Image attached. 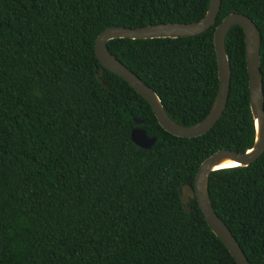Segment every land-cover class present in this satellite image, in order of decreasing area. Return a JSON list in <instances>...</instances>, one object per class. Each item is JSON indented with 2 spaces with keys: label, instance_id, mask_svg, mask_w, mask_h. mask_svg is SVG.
<instances>
[{
  "label": "trees",
  "instance_id": "16d2710c",
  "mask_svg": "<svg viewBox=\"0 0 264 264\" xmlns=\"http://www.w3.org/2000/svg\"><path fill=\"white\" fill-rule=\"evenodd\" d=\"M207 5L0 0V264H236L195 197L186 212L179 193L205 157L253 143L241 27L231 25L223 41L225 107L204 134L188 138L161 128L147 101L93 51L108 26L194 22ZM230 12L258 29L264 110V0H220L214 23L199 34L106 46L171 120L192 125L216 94L212 33ZM135 127L155 138L150 147L130 140ZM207 189L249 264H264V150L246 166L210 171Z\"/></svg>",
  "mask_w": 264,
  "mask_h": 264
},
{
  "label": "water",
  "instance_id": "95a60500",
  "mask_svg": "<svg viewBox=\"0 0 264 264\" xmlns=\"http://www.w3.org/2000/svg\"><path fill=\"white\" fill-rule=\"evenodd\" d=\"M220 0H208L203 16L194 22L153 23L138 27L112 25L101 30L95 37L93 51L100 65L124 80L135 92L143 97L161 128L179 137H194L204 134L220 117L227 100L229 87V67L224 51V37L231 25H239L243 33L244 58L247 74L248 106L253 120L254 139L252 145L242 152L229 149H218L205 157L197 166L192 185L184 184L179 193V200L184 211L189 208L185 203L188 198L195 197L197 206L208 227L217 236L236 264H249L243 251L230 230L213 210L207 189L210 171L232 166H246L253 162L264 150V110L262 79L259 69V41L260 35L253 21L245 14L230 12L226 14L214 27L212 33L213 49L216 59L217 90L213 102L205 116L195 124L184 126L171 120L163 110L159 98L137 75L129 70L122 62L115 58L107 49L106 42L114 38L145 39L158 37H178L199 34L209 28L215 21L219 10ZM101 69L97 73V78ZM102 85L104 83L100 81ZM139 124L141 119H133ZM130 140L141 148H148L154 142V137L146 136L144 130L135 127L130 130ZM225 160L232 165L222 166Z\"/></svg>",
  "mask_w": 264,
  "mask_h": 264
},
{
  "label": "bare ground",
  "instance_id": "6f19581e",
  "mask_svg": "<svg viewBox=\"0 0 264 264\" xmlns=\"http://www.w3.org/2000/svg\"><path fill=\"white\" fill-rule=\"evenodd\" d=\"M232 164H233L232 161H230V160H225L221 165H222V166H228V165H232Z\"/></svg>",
  "mask_w": 264,
  "mask_h": 264
}]
</instances>
